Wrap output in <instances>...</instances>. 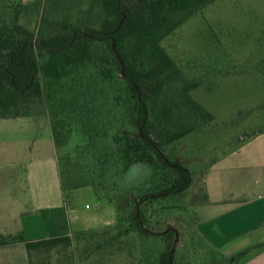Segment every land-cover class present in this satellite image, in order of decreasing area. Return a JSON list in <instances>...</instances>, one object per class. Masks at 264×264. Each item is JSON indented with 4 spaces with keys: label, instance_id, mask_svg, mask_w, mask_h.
<instances>
[{
    "label": "trees",
    "instance_id": "trees-1",
    "mask_svg": "<svg viewBox=\"0 0 264 264\" xmlns=\"http://www.w3.org/2000/svg\"><path fill=\"white\" fill-rule=\"evenodd\" d=\"M217 1L0 0V119L49 115L69 166L65 176L60 164L65 196L88 186L98 192L105 187L110 194L133 184L122 194L128 212L119 210L115 227L35 240L0 233V246L24 244L35 264L37 252L78 249L86 241V261L110 264L118 243L137 233L144 246L142 264H193L201 248L209 264H230L198 231L187 227L190 237L180 246L176 227L154 221L157 212L184 207L178 203L196 183L195 174L168 148L194 133L198 122L215 119L192 95L200 82L187 77L162 42ZM183 108L186 123L178 114ZM76 122L83 124L88 142L71 153ZM139 169L145 172L131 177ZM208 201L204 179L203 194L187 209L195 223L196 207ZM155 239L161 245L149 242Z\"/></svg>",
    "mask_w": 264,
    "mask_h": 264
},
{
    "label": "rangeland",
    "instance_id": "rangeland-1",
    "mask_svg": "<svg viewBox=\"0 0 264 264\" xmlns=\"http://www.w3.org/2000/svg\"><path fill=\"white\" fill-rule=\"evenodd\" d=\"M22 1L34 4L39 0ZM31 20L34 27L36 18L33 16ZM162 43L187 77L200 82L192 95L215 116L210 122H198L194 133L167 150L173 158L188 166L196 176V183L178 203L185 209L157 212L154 221H162L165 229L176 227L179 231L177 244L183 246L190 237L187 227L200 233L198 219L195 223L192 215H187V209H191L203 194L204 179L210 166L249 136L264 130V0H218L192 16ZM178 112L182 116L180 122L186 123V110L183 108ZM87 142L83 124L74 123L68 151L73 153L76 147ZM65 154L60 152L59 160L65 176H69V166L63 158ZM144 172V169L134 170L131 177ZM72 175L74 178L75 174ZM129 185L133 184L120 187L116 192L111 190L110 194L107 188L98 192L95 186L68 190L66 197L73 217V233L103 231L118 225L119 210L122 214L128 212L124 203L127 198L122 194L127 187L131 188ZM85 242L78 249L75 246L68 250L55 249L50 254L37 252L35 264H91L85 260L88 255ZM149 242L156 246L162 243L160 239ZM75 248L77 256L72 258ZM143 250L141 237L132 233L118 243L110 264H142ZM205 253L201 248L198 254L202 255L194 258L193 264H209L210 257L205 261ZM237 259L230 258V264H238Z\"/></svg>",
    "mask_w": 264,
    "mask_h": 264
},
{
    "label": "crops",
    "instance_id": "crops-1",
    "mask_svg": "<svg viewBox=\"0 0 264 264\" xmlns=\"http://www.w3.org/2000/svg\"><path fill=\"white\" fill-rule=\"evenodd\" d=\"M205 183L200 233L238 264H264V132L212 164ZM72 223L49 115L0 119V233L35 240ZM0 264H30L26 246H0Z\"/></svg>",
    "mask_w": 264,
    "mask_h": 264
}]
</instances>
